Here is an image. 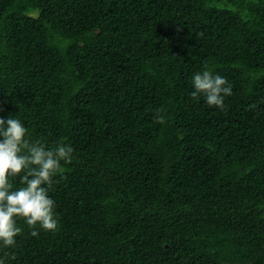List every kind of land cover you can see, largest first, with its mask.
<instances>
[{"label":"trees","instance_id":"1","mask_svg":"<svg viewBox=\"0 0 264 264\" xmlns=\"http://www.w3.org/2000/svg\"><path fill=\"white\" fill-rule=\"evenodd\" d=\"M0 109L74 149L5 264H264V0H0Z\"/></svg>","mask_w":264,"mask_h":264},{"label":"clouds","instance_id":"2","mask_svg":"<svg viewBox=\"0 0 264 264\" xmlns=\"http://www.w3.org/2000/svg\"><path fill=\"white\" fill-rule=\"evenodd\" d=\"M193 98L203 96L207 105L222 109L225 96H231V85L219 75L205 68L193 74ZM2 110V109H0ZM156 120L165 123L162 109H157ZM27 129L19 119L0 118V245L14 247L16 237L22 232L16 218L23 219L31 229V235L39 233L37 226L45 231H56L55 201L49 197L53 177L63 172V164L71 163L74 149L65 143L47 148L40 141L26 139ZM20 177V186L14 188L9 177ZM0 257V264H5ZM14 259V257H12Z\"/></svg>","mask_w":264,"mask_h":264}]
</instances>
